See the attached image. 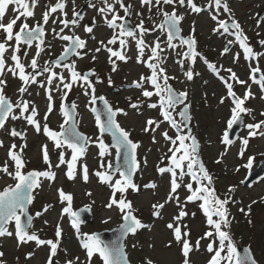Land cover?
Instances as JSON below:
<instances>
[{"label": "rangeland", "instance_id": "1", "mask_svg": "<svg viewBox=\"0 0 264 264\" xmlns=\"http://www.w3.org/2000/svg\"><path fill=\"white\" fill-rule=\"evenodd\" d=\"M57 2L58 0H37L34 16L27 18L29 26L35 27L37 23H43V14ZM110 2L114 5L115 13L125 18V12L120 3H116V0H110ZM122 2L125 6H131L128 18L135 25H139L143 20L144 27L149 30L142 37L145 44L150 46L144 49L142 58L139 57L137 43L141 37L139 29L136 28L134 30L137 33L136 38L120 37V39H126L123 51L127 60L120 61L111 57L112 60H116V70L113 71L110 53L103 47L101 41L113 50H120L119 39L115 44H109L113 35H118L119 28L109 27L105 16L99 12V8L105 6L102 0H65V9L62 11L58 9L57 12L51 13L48 23L45 24L46 39L43 45L34 43L29 46L21 43L20 52L15 54L20 56L27 74L34 71L31 69L30 63L36 56L38 46L43 48L37 58L40 65L38 68L42 69L45 62L59 56L67 47L69 41L61 39V36L76 35L86 42L79 55L65 64H74L76 71L81 75L86 70H94V74L100 76L98 82L91 80L95 87V96H105L115 109L124 110L126 115L118 113L117 120L122 128L130 132V137L139 144L137 151L139 168L134 178V183L138 185L139 190L134 191L130 188L124 195L127 201H131L133 213L147 227L138 229L135 234L131 233L126 238L125 246L128 257L134 264H148L149 261L152 264H183L185 257L182 254V245L174 239L173 230L167 227L169 223H175L174 217L178 215L180 208L174 200L168 201L171 190V174L167 172L161 174L158 169L171 164L168 157L172 155L169 151L172 145L165 140L162 133L166 131L169 136L175 138L178 134H187L188 131L184 127L178 131L171 126L169 121L163 120L160 96L144 97L142 89L135 86L141 76L151 75V69L147 67V63L156 62L149 61V57L151 46H154L159 38L163 48L161 66L166 69V74L170 77L168 84L173 85L179 92H187L186 103L189 105L191 113V128L199 138L200 155L205 167L213 177L216 194L221 199L226 196L231 197V201L227 205L231 223L227 230L232 242L235 245L237 243L248 245L259 264H264V179L250 186L242 185L247 174L264 159V135L249 137L247 127L248 124L264 121V114H262L264 113V91H261L259 84L254 83L251 79L252 68L258 66L261 72H264V55L247 59L238 43L228 44L229 40H235V37L231 35V30L228 33H225L223 29L219 32L214 31L218 25L217 20L212 18L213 15H217L218 19L231 22V17H234L243 28L248 38V44L254 52L264 54V0H227L231 14L223 11L222 6L217 12L214 0H211V7H209L210 0H194V3L203 9L199 13L193 12L187 3L184 6H180L178 3L161 5L162 10L152 7L149 11V7L142 5L141 0H122ZM90 3L95 4V7H90ZM14 7V5L8 6L3 23L7 24L17 14L13 11ZM82 8L84 15L82 19H79V23L76 26L69 25L64 28L60 23L65 19L64 12L67 13L66 18L71 20L73 10L79 12ZM173 10L177 14L183 15L180 22L183 34L188 37L194 36L196 40L195 50L198 55L194 63L182 55L187 51L186 45L172 41L177 47L169 48L166 31L157 27L165 19L163 12L171 13ZM112 15L113 13H108L107 19L110 20ZM24 19L21 17L17 21L14 33L19 30ZM88 22H90L89 25H87ZM119 24H122V20L117 21V25ZM86 26H92L93 31L91 33L85 31ZM61 28H64L62 33H60ZM56 33H60V35L58 36ZM5 38L6 34L0 30V42H4ZM8 45L11 46L7 47L5 52V68L3 75L0 76V79L5 81L3 93L5 96H10L16 104L21 99L30 101V108L34 106L37 110L36 119L40 121L42 130L39 133L36 132L34 126L28 124L23 117L13 119L11 114L7 125L0 132V141H3V146H0V169L6 163L8 171L15 172V162L9 156V149L11 145L15 144L17 146L15 151L19 152L20 147L26 142V147L20 153L25 162L22 171L48 170V165L43 160V146L47 145L52 164L51 170L56 173V176L54 180L41 177L40 186L34 190V199L30 205V211L34 218L29 232L37 234L40 239L59 242L57 254L52 257V264H67V261H74L75 264H102L98 255H94L89 260L81 241L86 239L84 234L91 235L95 231L118 226L123 221V213L116 206L112 208L106 206L112 196V188L109 183H102L95 175L97 171L105 170L101 168L102 161L105 166L109 162L114 164L116 150L110 147L108 155L99 156V146L96 141L103 139L107 144L109 138L105 135L101 137L99 126L92 113L91 89H88L89 94L86 95L85 88L81 86L83 82H78L73 85L70 91H67L65 97L66 90L62 89V85L61 91L55 90V86L60 83L59 80L54 79L49 86L47 79L50 73L40 70L39 74H36V82L28 84L27 92L21 94L19 88L25 85L19 78V70H16L17 75L15 76L9 70L15 65V61L11 59L14 54L15 40L9 41ZM226 45L229 52L223 53ZM97 48L101 50L96 52ZM181 60L184 61L183 65L179 63ZM209 63L216 65L215 70L208 67ZM51 68L52 71L62 74L65 77V82L70 81V69L62 65L59 67L53 65ZM229 68L236 73L239 80H243L245 83L239 84L231 80V74L227 72ZM189 69L193 71L191 80L185 75ZM225 79L233 84V91L240 98H243L249 91V86L252 94L243 105L245 108L251 109V112L242 113L244 125L230 145L222 142L225 131L229 130L228 121L232 116L231 109L234 107L232 98L228 97ZM143 83L144 88L154 91L150 82ZM42 84L43 86H41ZM49 87L52 88V111L50 113H48L49 101L46 92ZM222 97L225 98L224 103L220 102ZM71 99L75 101L78 109L77 124L90 139L85 155L77 162L75 179H68L66 176V164L57 167L60 152L63 151L65 160H69L71 149L56 148L54 142L43 132L44 124H47L52 130L61 131V126L66 125V117L63 115L65 103ZM133 103H138V107L132 108L131 104ZM153 103L157 104L156 108L149 106ZM180 109L181 106H176L172 113L178 123L181 122L178 114ZM13 114L20 116V109L15 108ZM28 114L25 113V115ZM46 114L48 118L44 120L43 117ZM149 119L161 121L160 126L154 131L151 129L144 131ZM17 125L21 126L22 137L11 135L12 128ZM153 137H155V141ZM245 138L248 139L246 146L243 144ZM186 143H190V141H186ZM241 152H243L242 155ZM249 158H252L251 167H247ZM217 160L220 162L217 163ZM84 164L88 168L87 182L83 179L82 166ZM117 179H120L119 173H114L111 183H115ZM184 182H192L194 188L197 186L195 182L191 181L190 176H185ZM16 183L17 180L13 176L0 170V191L8 186H15ZM150 184H155V187H145ZM231 187H234V191L229 192ZM59 189L72 195L71 208L73 211L80 207L90 206L94 214L93 223H80L79 230L74 228L71 214L63 211L68 207V202L61 200ZM189 194L187 189L182 186L173 195H178L181 203H184ZM120 195L117 192L116 198L119 199ZM254 201L255 203H253ZM200 203V201L186 203L185 211L188 212V216L183 218L180 225L182 233L188 231V239L193 246V250L188 256L189 264H208L214 254L207 250V245L212 238L200 239L205 232L210 230L207 217L199 207ZM154 204H164L158 217L153 214ZM249 206H251L250 213ZM45 207H47V211H44ZM240 209H244V211L241 212ZM37 212H40L41 215L36 216ZM216 218L213 217V219ZM57 226L61 230L59 237L56 236ZM8 230L13 232L12 236L0 237V252L4 253L0 260L3 261V264H48L49 245H37L34 241L18 243L14 221L10 223ZM198 239H200V246L196 249L195 242ZM217 246L218 238H216L214 248Z\"/></svg>", "mask_w": 264, "mask_h": 264}, {"label": "snow or ice", "instance_id": "2", "mask_svg": "<svg viewBox=\"0 0 264 264\" xmlns=\"http://www.w3.org/2000/svg\"><path fill=\"white\" fill-rule=\"evenodd\" d=\"M104 7L99 8V12L105 16L106 23L109 27H118L119 33L118 35L114 34L109 44H115L119 39L120 50H113L107 45L101 44L103 47L107 49L110 53V62L113 64V71H115L116 60L126 61L127 56L125 55L123 49L126 44V39H120V37H132L136 38L137 33L132 29H128L124 24L117 25L118 20H123L124 17L115 13L114 5L110 2V0H102ZM32 5L37 3V0H31ZM116 3H120V6L124 9L125 16L130 15L131 6H125L122 0H116ZM178 3L180 6H184L185 3L191 8L193 12L199 13L203 9L197 6L194 3V0H141L142 5H146L149 7V11H151L152 7H157L158 10H162L160 8L161 5H173ZM215 7L217 12L220 10L221 6L223 7V11L231 14V9L228 6L227 0H214ZM9 5H14V18H12L7 24L3 23V17L8 9ZM90 7H95V4L90 3ZM66 7L65 0H58L55 5L49 7L48 11L43 14V23L47 24L51 13L57 12V10H64ZM209 7H211V0ZM113 13L112 18L107 19V14ZM165 17V21L160 25H157L158 28L162 30H166L167 32V42L169 48H175L177 45L173 44L172 41L180 36L181 28L179 27L181 20L183 19V15L177 14L175 10L171 13L163 12ZM34 16V10L30 6L29 0H0V30L6 34V38L4 42H0V76L3 75V71L5 68V59L4 55L7 51V47L9 41L15 40V48L14 54L11 56V59L15 61V65L13 68L9 69L12 71L13 75H18L20 80L23 82V85L19 88V92L24 94L27 92V85L30 83L36 82V73L25 72V65L21 62V58L19 55L15 53L20 52L21 43L31 46L33 41L38 40L40 45L44 43V35L45 31L41 24L37 23L35 27H30L27 23L28 17ZM65 19L61 20L60 23L67 28L69 25L76 26L79 23V19H82V16L79 12L73 10V18L68 20L67 13L64 12ZM24 17L25 19L21 22L19 26V30L14 33V26L17 25V21ZM214 20H217V28L214 31L219 32L221 29L225 33L230 32L231 35L235 37V40H229L228 44L238 43L239 46L243 49L244 55L247 59L258 58L260 55H264L261 53H256L248 44V38L244 33L243 28L240 23L234 18L231 17V23L228 21L218 19L217 15H213ZM64 28L60 29V33L64 31ZM140 33V39H138V48H139V57L142 58L144 55V49L146 47H150L145 44L143 34L149 31L144 27L143 20L140 21V24L137 25ZM155 30V29H153ZM85 31L91 33L93 31L92 26H86ZM55 32V29H53ZM194 32V29H193ZM60 33H56V35H60ZM63 40L71 41V44L65 48L64 55H67L69 48L72 50L82 49L85 47V41L82 40L79 36H68L64 35L60 37ZM180 42L182 45H187L188 51L183 53L182 55L190 59L193 63L196 60L198 53L195 50L196 40L194 36H189L188 38L180 37ZM101 49L97 48L96 52H99ZM43 51L42 47L38 46V51L36 56H34L31 60L30 67L35 70L40 65L38 64V57L40 52ZM163 52V48L161 47V42L159 38H157L154 46H151V55L149 57V61L156 62H148L147 67L151 69V75L148 77L141 76L140 81L135 83L137 88L142 89V96L144 97H152L153 95L160 96V108H161V116L164 121H169L173 128H176L178 131L181 130V127L187 128L188 123L190 122V116H187L189 105L185 104L187 99V92H176L171 85L168 84V80L170 77L166 74V69L161 66V53ZM229 52V48L226 45L223 49V53ZM222 53V54H223ZM79 55V53H76ZM64 55L58 58L55 61L56 65H60L61 61L64 59ZM111 57H115L116 60H112ZM238 59V55L236 57ZM95 59V57H93ZM181 65H183L184 61H179ZM65 68L70 69L71 78L69 82H65V77L62 74H58L52 71L51 66L45 62V65L41 69L42 72L50 73L47 79V83L51 86L52 81L54 79L59 80V84L55 86L56 91L66 90L64 92V96L66 97L67 91H70L74 84L78 82H83L81 84L82 87L85 88V94H89L88 89H91L92 101L94 102L97 98L95 96V87L92 84V81L89 79V74L79 73L75 69L74 64H64L62 65ZM209 68L215 70L216 65L209 63ZM94 72V70H91ZM227 72L230 73V79L236 81L239 84H244L245 81L239 80L236 76V73L232 71L231 68L227 69ZM260 72L259 78H257L256 73ZM251 79L254 83L259 84L261 91H264V72H261L259 67L251 69ZM186 77L191 80L193 78V71L189 69L185 73ZM222 79H224L222 77ZM162 81V83H161ZM111 83V81H109ZM143 82H150L154 87V91H149L147 88H144ZM228 90V97L232 98V102L234 107L231 109L232 116L228 121V128L231 129L232 126L236 123H239L242 119V113H250L251 109L245 108L243 105L245 101L251 96L250 86L249 91H247L243 98H240L233 91V84L228 82V80H224ZM5 81L0 79V129L5 127V122L8 119L9 115L12 114L13 119H19L23 117L28 124L33 125L36 132H41V124L40 121L36 119L38 113L34 106L30 108L31 102L28 100L21 99V101L15 105L6 98L3 93V86ZM62 85V89H61ZM43 86V84L41 85ZM47 98L49 101L48 113L52 111V88L49 87L46 89ZM104 101L106 110H107V119L106 122L101 121L100 115L97 114L96 122L99 126V131L101 137L104 133H110L112 139L114 141L115 148L117 150V157L123 158V165L117 164L115 166L114 172L111 171L113 169V165L111 162L104 165L103 161L101 162V168H104V171H97L95 175L99 178L102 183H109L112 188V196L110 198L109 203L106 205L108 208H112L116 206L121 213H123V221L124 223L121 225L122 235H127L128 233L135 234L138 229H142L147 227L145 224L141 222L134 214L132 210L131 201H127L125 197V193L128 189H132L134 191H138V185L133 181V175L135 171L139 168V163L136 159V149L139 147V144L133 142L130 139V132L126 131L124 128L120 126V124L116 120V116L118 113H124L123 109H113L111 105H109L108 101L103 97H100ZM224 97L221 98V103H224ZM177 105H184V107L179 111V116L185 118L181 122H177L172 113L175 111ZM152 108H156L157 104L153 103L149 105ZM20 109V116H16L13 114V108ZM76 105L72 104L71 108L75 109ZM132 108H137L138 103L131 104ZM94 111H96L94 109ZM25 113H29L25 115ZM126 115V113H124ZM264 114V113H262ZM63 115L66 117L65 123H68V119H73L71 112L68 109L63 110ZM47 114L43 117L44 120H47ZM161 121L149 119L146 122V127L144 131H152L155 128L160 126ZM264 121H260L256 124H248L247 127L249 129V137H253L256 135H264ZM43 132L54 142V146L58 149H64L67 147L71 149V158L69 160H65L64 152L61 151L59 155V163L57 167L60 165H67L66 176L68 179H75L76 175V167L78 160L83 157L87 150V145L90 143L89 137L84 135L83 133L77 130L76 124L73 122L71 128L65 129L63 125L61 126V131L57 132L48 127L47 124L43 125ZM11 135L13 137L22 136L23 134L17 132L15 129L11 131ZM165 140L169 141L172 147L169 148V151L172 153L168 159L171 161V164L168 167H161L158 171L161 174L170 173L171 174V190L168 196V201H175V203L180 208L178 215L174 217L175 223H169L167 227L173 230L174 239L182 245V254L185 257L183 264H189L188 256L189 253L193 250V246L190 244L188 239L189 233L188 231H184L182 233L181 223L183 218L188 216V212L185 211V206L187 202H197L200 201L199 207L202 209L203 213L207 217V224L210 226V230L205 232L204 236L200 239L212 238L211 242L207 245V250L210 253H214L211 256L208 264H257V261L250 254H241L238 252L236 245L232 242V238L230 236L227 228L230 226L229 219V210L227 205L231 201L230 196H226L224 199H221L215 191L213 187V177L208 172L204 163L198 154L199 142L194 135L191 133V129L189 128L187 134H178L175 138L168 135L165 131L162 133ZM155 141V137H153ZM186 141H190V143H186ZM179 142V143H177ZM222 142L226 145H230L232 141L229 139L228 132L225 131L223 135ZM99 146V156L104 157L109 154L110 146L105 144L103 139H99L96 141ZM243 144L246 146L248 144V139L245 138L243 140ZM0 146H3V141H0ZM16 145H11L9 149V156L11 160L15 162V172H9L8 166L5 165L2 167L3 172L7 173L9 176H13L17 183L15 186H8L3 191H0V237L4 236H12L13 232L8 230L9 223L14 221L15 225V235L18 238V243H27L29 241L36 242L37 245H49L50 246V256L48 260V264H52V257L57 254L58 244L59 242H54L53 240H43L40 239L39 236L35 233L29 232V226L32 223V217H28L27 223L22 222V217L26 215L28 209L27 205L31 204L34 197L32 195L33 189L38 188L40 186V178H47L49 180H54L56 173L52 171V164L49 158V153L47 150V145L43 146V160L48 165V170L45 171H29L27 173L23 172L22 169L25 167V162L22 159L20 153L23 152V148L26 147V142L23 146L20 147L19 152L15 151ZM179 153V155H177ZM243 152H241V155ZM222 159V157H221ZM220 160H217L219 163ZM252 158H249L247 167H251ZM83 179L85 182L88 181V168L87 165L83 166ZM114 173H119L120 179L115 180V183H111L113 179ZM190 176L191 181L195 182L197 186L194 188L192 182H184V177ZM185 187L187 191L190 193L186 197V201L181 203L178 195L174 196L173 194L177 193V190L181 187ZM145 187L154 188L155 184L145 185ZM59 196L62 201L68 202V207L64 208L63 211L65 213H70L72 217V225L74 228L79 230L80 223V213L75 212L71 208L72 195L66 194L63 189H59ZM234 191V187L229 188V192ZM119 192L120 198H116V193ZM90 195V193H88ZM255 203V201L253 202ZM154 215H160V209L164 208V204H154ZM90 210V206H85L84 209H81V212ZM251 210V206H249V213ZM44 211H47V207H45ZM241 212L244 209H240ZM41 213L37 212L36 216H40ZM194 215V214H193ZM213 217H217L213 219ZM186 227V226H185ZM61 235V230L59 226H57L56 236L59 237ZM86 239L81 241L82 247L86 249L87 257L89 260L94 255H98L102 264H128L125 256L126 254L122 252L119 246L113 245L110 246L104 243L97 234H84ZM216 238H218V246L214 248V244H216ZM200 239L195 242V248L198 249L200 246ZM227 242V243H226ZM222 253H224L222 255ZM4 253L0 252V257H3ZM78 259V258H77ZM0 264H3V261L0 260ZM67 264H75L74 261H67ZM148 264H152L151 261Z\"/></svg>", "mask_w": 264, "mask_h": 264}, {"label": "water", "instance_id": "3", "mask_svg": "<svg viewBox=\"0 0 264 264\" xmlns=\"http://www.w3.org/2000/svg\"><path fill=\"white\" fill-rule=\"evenodd\" d=\"M30 6H31L32 8H34V5H32V3H30ZM79 13L81 14V16L84 15L83 8L79 11ZM164 21H165V19L163 20V22H164ZM230 23H231V22H229V24H230ZM123 24L125 25L126 28H128V29H132L133 31L135 30V26L132 24L131 20H129L128 18H125V19L123 20ZM41 25H42L43 28H44V24H41ZM88 25H89V23H88ZM179 27L181 28V25H179ZM180 37L188 38L187 36H184V35H183L182 28H181L180 36L177 37L176 39H174L173 41H175V40H179V41H180ZM43 39L45 40V35H44V38H43ZM37 41H38V40H37ZM33 42H34V41H33ZM70 44H71V41H70L69 45H70ZM69 45H68V46H69ZM68 46H67V47H68ZM78 51H79V49L72 50L71 48H69V51H68L67 55H64V52H63L61 55L57 56L56 58L50 60V61L47 62V63H48L50 66L53 65V64L56 65V64H55V61H56L58 58H60L62 55H64V59L61 61V64H60V65H62V64L65 63L66 61L72 59V58L74 57V55H75ZM187 51H188V49H187ZM187 51H186V52H187ZM60 65H56V66H60ZM33 72L37 74V73L39 72V70H38V69H35ZM83 74H89V79L93 78V80H94L95 82H98V81L100 80V76H99V75H95V76H94V72H91V71H85V72H83ZM83 74H82V75H83ZM260 74H261L260 72L256 73L257 78H259ZM171 87H172V88L178 93V91H177L173 86H171ZM100 97H103V96H98V97H96L97 99L94 101V106H93L92 112H93V114H94L95 117L97 116V114H99V115H100V119H101V121L106 122V119H107V110H106V107H105L104 101H103L102 99H100ZM6 98H8V99L11 101L10 97H6ZM103 98L106 99L105 97H103ZM106 100H107V99H106ZM107 101H108V100H107ZM12 103H13V102H12ZM108 103H109V105H111V107L115 110V108L112 106V104H111L109 101H108ZM72 104H75V101H74L73 99L69 100V101L66 103V105H65V109H68V110L71 112L72 116L74 117V120H73V119H68V123L64 126V128H65V129L71 128V126H72V124H73V122H74V123L76 124L77 130H78L79 132H81V133H83L84 135L87 136V134L84 133V132H82V131L79 129V127H78V124H77V113H78V110H77V107H75V109H72V108H71V105H72ZM185 104L188 105V104L186 103V101H185ZM13 105H15V104L13 103ZM177 106H178V105H177ZM183 107H184V105H182V108H183ZM14 108H15V107H14ZM14 108H13V109H14ZM182 108H181V109H182ZM94 109H95L96 111H94ZM187 116H190V118H191V115H190V109H189V108H188ZM241 116H242L241 121H240L239 123L234 124V125L232 126V128L228 130L229 139H230L231 141H233V140L238 136V134L240 133V131H241L243 125H244V117H243V114H241ZM181 118H182V117H181ZM116 120H117V116H116ZM182 120H185V118H182ZM6 122H7V120H6ZM6 122H5V125H6ZM117 122H118V120H117ZM186 122L188 123V127H187L188 130H189V128H190V129H191V132H192V128H191V126H190L191 119H190V122H189V121H186ZM118 123H119V122H118ZM2 129H3V128H2ZM2 129H0V132H1ZM13 129H15L17 132L22 133L20 126H15ZM22 134H23V133H22ZM103 135H106V136H109V137H110V139L107 141V144H108L110 147L115 148L114 141H113V139H112L111 134H110V133H104ZM192 135H194V136L196 137L195 134H192ZM87 137H88V136H87ZM130 139H131V137H130ZM196 139L198 140L197 137H196ZM131 140H132V139H131ZM132 141H133V140H132ZM133 142H134V141H133ZM198 142H199V140H198ZM115 149H116V148H115ZM116 153H117V150H116ZM198 154H199V157H200V144H199ZM135 155H136V159H137V149H136V153H135ZM200 158H201V157H200ZM137 162H138V159H137ZM123 163H124L123 158H122V157H121V158H118V157H117V154H116L115 162H114V164H113V169H112L111 171L114 172V170H115V166H116L117 164L123 165ZM33 170L38 171V170H36V169H32V170H30V171H33ZM137 170H138V169H137ZM137 170L135 171V173H134V175H133V180H134V177H135V175H136ZM28 172H29V171H28ZM26 173H27V172H26ZM263 178H264V159H262V160L260 161L259 165H258L255 169H253L252 171H250V172L248 173L247 177L242 181V185H251V184H254L255 182H257V181H259V180H261V179H263ZM33 192H34V189H33ZM33 192H32V195H33ZM84 208H85V207H80V208H78L75 212H79V213H80V220H81L83 223H93V221H94V214L92 213L91 209H90V210H87V211H83V212H81V209H84ZM27 209H28V211H27L26 215L22 217V222H24V223H27V219H28L29 216L32 217V222H33V215L30 213V204L27 205ZM133 214H134V213H133ZM134 215H135V214H134ZM135 216H136V215H135ZM123 223H124V221H123L120 225H118V226H116V227H114V228H112V229H105V230H102V231H95L93 234H97V235L100 237V239H101L104 243H106V244H108V245H110V246H113V245L119 246V247L121 248L122 252L126 254L125 258H126V260L128 261V264H133V263L129 260V257H128V254H127V252H126V248H125V240H126V238L128 237V235H129L130 233H128L127 235H122V232H121V225H122ZM31 225H32V223H31ZM31 225H30V226H31ZM30 226H29V228H30ZM236 247H237L238 252L241 254V256H243L244 254L247 253V254H250L251 256H253V257L255 258L254 254H253V251H252V249H251L249 246H245V245H242V244H237ZM255 260H256V258H255ZM256 261H257V260H256ZM257 264H259L258 261H257Z\"/></svg>", "mask_w": 264, "mask_h": 264}]
</instances>
